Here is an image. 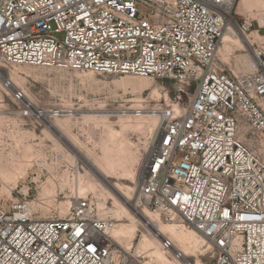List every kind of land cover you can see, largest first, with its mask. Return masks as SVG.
<instances>
[{"label":"built area","instance_id":"1","mask_svg":"<svg viewBox=\"0 0 264 264\" xmlns=\"http://www.w3.org/2000/svg\"><path fill=\"white\" fill-rule=\"evenodd\" d=\"M237 2L0 0V90L44 124L59 110L37 108L10 68L166 82L172 103L150 111L159 126L133 205L195 230L214 264H264V61L235 74L217 56L228 26L251 28L233 17ZM115 226L86 197L41 219L16 195L0 207V264H143L115 244ZM160 249L170 264H194L167 237Z\"/></svg>","mask_w":264,"mask_h":264},{"label":"rangeland","instance_id":"2","mask_svg":"<svg viewBox=\"0 0 264 264\" xmlns=\"http://www.w3.org/2000/svg\"><path fill=\"white\" fill-rule=\"evenodd\" d=\"M240 1L243 2V7ZM141 10L146 13L143 9ZM234 12L233 17L239 24L251 25L250 30L245 32L244 36L252 43V49L263 54L262 61H264V0H238ZM244 55L245 52L236 49L228 54L226 59H223L220 54L217 56L225 68L235 74H243V59L241 57ZM10 71L14 85L23 88L37 108L57 109L60 116L56 119H49L44 124L24 119L17 113L18 105L10 100L6 92L0 90L1 208L6 209L12 198L20 195L25 197L29 203L40 204V207L32 209L36 217L41 219L64 218L68 211L63 214L61 207L68 200L73 202L77 196L76 188L80 183L87 186L88 174L84 170H80V168H85L84 164L80 161L75 164L68 157L64 148L57 146L47 134L46 123L52 124L56 121L66 128L73 140L89 150L92 157L101 156L104 151L111 149L112 139H125L127 151L114 156L116 159L122 160V163H132L137 175L134 186L138 191L140 170L154 142L157 128L151 138L146 130L138 129L136 116L139 115V111H145L142 112V115H149L154 107L172 102H169L168 99L156 100L152 96V90H149L144 92L137 102L128 104L125 101L130 91L129 83L147 80L152 82L154 89L160 93L170 91L169 84L132 76L102 77L92 74L89 79H84L82 78L83 73L80 72H64L52 68L29 66H15L10 68ZM171 97L169 94V99ZM94 116L95 118H93ZM156 120L158 119L156 118ZM32 133L35 135L34 137ZM245 136L243 142L254 148L253 140L251 141L249 136ZM122 156L124 157L122 158ZM15 162L22 163L20 174L9 171L10 165ZM35 178L40 179L39 182L51 180L53 192L47 196V200L41 202L42 188L35 182ZM65 178L69 180V183L63 186L62 181ZM121 184L125 185L126 183ZM24 189L25 192H23ZM84 194L86 198L97 204L102 190L100 187H95L94 192L85 191ZM136 199L135 189L134 197L132 195L129 199V201L131 200L130 204H133ZM104 205V208L110 207V202L105 201ZM102 211L105 213L104 218L112 219L106 209ZM161 222L168 224L162 219ZM137 225L138 237L134 242V248L129 253L144 263L147 261L145 255L138 254L135 251V246H138L142 233L148 235H153V233L139 222ZM198 264H214V262L206 255L200 256Z\"/></svg>","mask_w":264,"mask_h":264},{"label":"bare ground","instance_id":"3","mask_svg":"<svg viewBox=\"0 0 264 264\" xmlns=\"http://www.w3.org/2000/svg\"><path fill=\"white\" fill-rule=\"evenodd\" d=\"M240 3L243 7V2L240 1ZM251 44L252 43L247 40L243 33L231 26H228L222 34L217 55L220 54L223 59H226V56L231 54L233 50L240 49L245 52V55L241 57L243 59V74H251L255 71L257 64L262 60L263 56L262 53L252 49ZM91 75L92 73L90 72H83L82 78L89 79ZM129 84L130 91L128 92V98L125 101L128 104L137 102L139 97L144 92L149 90H152V96L156 100L168 99L166 92L160 93L155 90L153 87L154 84L150 81L141 80L134 81ZM93 118H95V116ZM136 118L138 122V129L140 128V130H146L152 138L156 128L159 126L156 117L152 114H141L136 116ZM45 128L49 138L57 146L64 148L68 157L75 164L80 161L85 166V168H80V170H84L88 174L87 186L81 183L77 186L76 198H85V191L94 192L95 187L101 188L102 194L99 195L100 200L97 202L96 206L100 210L102 216L105 215L102 210L106 209L107 212L110 213L112 220H115L116 226L111 232V237L118 248L123 249L126 252H129L132 248H134V242L138 237L137 223L139 222L142 226L148 227L153 233V235L142 233L139 239L140 241H138L139 243L137 242L138 246H135V251L138 252V254L141 253L142 255H145V258L147 259V261L143 264H170L166 254L160 249V240L163 236L170 239L173 242L174 247L181 250L186 256L193 257L194 264H198L200 256L203 255L202 249L204 240L195 230L181 222L164 224L158 216L150 213L148 210L140 208L137 212V207L130 204L131 200L129 201V199L132 195L134 197L135 189L137 193V188L134 186L136 184L137 175L132 167V163H122V160L120 161L114 156L117 153L125 152L127 147V141L125 139H112L111 149L104 151L101 156L92 157L91 152L82 147L76 140H73L68 134L66 128L59 122L56 121L52 124L46 123ZM108 131L110 132L109 129ZM32 135L33 137L35 136L33 133ZM29 136H31V133H29ZM123 157L124 156H122V158ZM21 168L22 163L15 162L10 165L9 171L16 174L19 171L21 172ZM6 178L8 179L9 177ZM39 180L40 179L35 178V182H37V184L42 188V192L40 194V200L42 202L47 198V196L52 194V182L49 179L46 182H39ZM68 183L69 180L67 178L62 181L63 186L68 185ZM121 183L126 184L122 185ZM23 192H25V189ZM71 201L72 200L66 201V203L61 207V212H63V214L69 210L72 205ZM105 201L110 202V207L104 208ZM29 206L31 209H35L40 207V204L31 202L29 203ZM163 233H167L168 235ZM196 253H199V255H196Z\"/></svg>","mask_w":264,"mask_h":264},{"label":"water","instance_id":"4","mask_svg":"<svg viewBox=\"0 0 264 264\" xmlns=\"http://www.w3.org/2000/svg\"><path fill=\"white\" fill-rule=\"evenodd\" d=\"M20 196V195H19Z\"/></svg>","mask_w":264,"mask_h":264}]
</instances>
